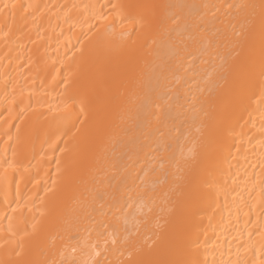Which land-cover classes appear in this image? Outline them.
<instances>
[{"label": "bare ground", "instance_id": "1", "mask_svg": "<svg viewBox=\"0 0 264 264\" xmlns=\"http://www.w3.org/2000/svg\"><path fill=\"white\" fill-rule=\"evenodd\" d=\"M0 264H264V0H0Z\"/></svg>", "mask_w": 264, "mask_h": 264}]
</instances>
